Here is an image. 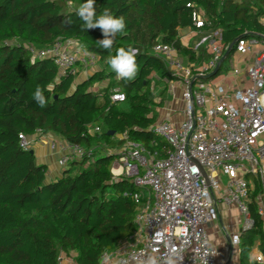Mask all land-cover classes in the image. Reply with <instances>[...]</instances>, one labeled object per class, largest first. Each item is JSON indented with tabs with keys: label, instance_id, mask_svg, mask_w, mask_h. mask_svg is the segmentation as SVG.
Masks as SVG:
<instances>
[{
	"label": "trees",
	"instance_id": "obj_1",
	"mask_svg": "<svg viewBox=\"0 0 264 264\" xmlns=\"http://www.w3.org/2000/svg\"><path fill=\"white\" fill-rule=\"evenodd\" d=\"M194 7L207 21L204 37L222 30L226 46L245 31L264 35V0H95L96 18L107 10L125 24L105 49L99 44L105 39L102 29L84 27L66 0H0V264H61V255L72 253L73 264H100L105 253L135 236L138 205L132 196L141 189L126 178L113 179L116 156L106 146H122L116 135L126 132L151 153L153 142L164 145L150 130L162 105L152 75L180 78L152 49L158 43L173 45L179 55L195 61V47L178 39L179 30L194 29ZM59 39L79 42L107 66L119 49H135L136 75L117 80L115 71L101 70L80 83L76 74L58 79L55 64L33 60L25 46L46 48ZM209 58L203 50L198 59ZM108 78L106 88L92 90ZM37 87L47 101L44 107L34 99ZM115 91L124 93L123 103L111 102ZM38 130L81 145L90 155L47 182L48 167L37 163L32 149L20 147V134L31 137ZM248 182L253 224L239 234V264H257L251 257L257 245L264 253V218L256 201L264 189L254 177Z\"/></svg>",
	"mask_w": 264,
	"mask_h": 264
},
{
	"label": "built area",
	"instance_id": "obj_2",
	"mask_svg": "<svg viewBox=\"0 0 264 264\" xmlns=\"http://www.w3.org/2000/svg\"><path fill=\"white\" fill-rule=\"evenodd\" d=\"M200 13L194 7L196 31L207 24ZM260 23L264 26V16ZM204 44L210 58L200 68L184 63L173 45L158 43L152 49L167 70L183 82L184 119L179 124L161 121L151 127L164 142L162 147L153 142V153L130 139L127 132L120 136L122 146L109 153L116 156L111 166L113 179L126 178L141 192L132 196L138 210L137 232L128 241L130 245L119 252L105 253L100 264L111 258L116 264H217L208 225L218 218L219 202L239 210L244 218L242 230L253 224L248 177L256 178L264 189V35L245 31L226 46L222 30H217L202 40ZM25 48L33 60H51L58 68V79L76 74L77 67H93L99 61L74 40L59 39L41 49L31 45ZM232 50V54L251 58L244 69L249 85L236 89L205 82L220 70ZM231 72L237 78L242 70L231 66ZM125 99L119 91L110 96L112 103L121 104ZM94 131L99 132V128ZM31 137L37 141L46 136L38 130ZM31 137L19 135L22 149L32 148ZM50 144L54 149L57 146L55 141ZM60 152L62 168L90 155L83 146L68 143L60 147ZM222 175L228 178L224 186ZM256 201L264 218V194H259ZM231 243L238 246L239 235L233 236ZM254 261L264 264V254L259 253Z\"/></svg>",
	"mask_w": 264,
	"mask_h": 264
},
{
	"label": "crops",
	"instance_id": "obj_3",
	"mask_svg": "<svg viewBox=\"0 0 264 264\" xmlns=\"http://www.w3.org/2000/svg\"><path fill=\"white\" fill-rule=\"evenodd\" d=\"M195 34H197L198 38H195ZM206 37V36H205ZM203 31H196L192 28L181 29L178 32V39L180 42L190 48V47H197L200 44L202 45V40L205 38ZM191 39H193L191 41ZM206 51V54H209L206 46H200V48L196 51V60H190L188 57H179L183 60L184 63L190 62L192 65H195L196 68H200L206 61L203 60L202 62L199 61V57L201 56V51ZM251 58L249 55H240V54H232L230 58L226 59L223 62L222 67L219 70V73L212 76L211 79L208 81L211 84H221L224 83L227 86L232 88H244L249 85V82L244 74V69L246 66L247 61ZM99 62V61H98ZM97 62V63H98ZM229 64V68H225V64ZM97 64L93 67H77V77L79 75L84 76L81 81L87 79L91 75L101 70H97L95 72L88 73L87 69L95 68ZM231 66H236L240 70H242L240 76L237 78L232 75ZM107 73V72H106ZM214 77V78H213ZM120 77L117 76V80ZM77 79V78H76ZM152 80L155 83V98L157 102H161L162 105L156 108V113L158 115L157 122L161 121H170L175 124H179L184 119V102H183V91L184 85L181 80L176 81H169L167 79H162L160 74H153ZM106 83V87L110 83V79H106L101 83H97L94 87L98 84ZM92 88L94 92L97 90ZM101 90V89H100ZM99 91V90H98ZM121 135H116V139L120 141ZM46 137H53V140L47 141L45 140ZM44 139L35 141V137H31L30 140L33 141V152L35 154L36 160L38 164L46 165L48 167V182H54L59 179L63 173L64 168L61 167L59 163L60 156L62 153L60 152V147H64L67 143L54 135H46ZM35 141V142H34ZM42 141V142H41ZM55 141L57 143L56 148H52L50 142ZM47 143L49 146H46ZM121 147V146H120ZM119 147V148H120ZM119 148H109L106 146L108 153L117 151ZM223 184V183H222ZM224 186V185H223ZM219 215L218 218L208 225V233L211 238L212 247L217 252V264H239V252L238 246H234L231 243V239L235 235H239L242 227L244 225V218L240 214L239 210L235 207H226L223 203L219 202L218 205ZM126 242V241H124ZM122 242L120 245H122ZM263 253L257 245L253 252H252V260L259 254ZM111 254V253H110ZM264 254V253H263ZM61 264H73L70 260L66 259L65 261L61 259ZM105 264H116V261L111 258Z\"/></svg>",
	"mask_w": 264,
	"mask_h": 264
},
{
	"label": "clouds",
	"instance_id": "obj_4",
	"mask_svg": "<svg viewBox=\"0 0 264 264\" xmlns=\"http://www.w3.org/2000/svg\"><path fill=\"white\" fill-rule=\"evenodd\" d=\"M71 5V0H69ZM84 23V27L87 29L100 28L102 29L105 39L99 42L100 46L105 49H110L113 44V37L121 32L125 28L123 18H113L107 10L96 18L95 13V0H87L79 6L76 13ZM136 50L129 48L125 51L123 48L119 49L117 55L111 57L108 61L111 69H113L118 77H123L128 80L134 79L137 72V65L135 62ZM53 86L49 85L48 88L51 90ZM34 99L38 102L41 107L46 104V99L43 95V91L37 87L34 93Z\"/></svg>",
	"mask_w": 264,
	"mask_h": 264
},
{
	"label": "rangeland",
	"instance_id": "obj_5",
	"mask_svg": "<svg viewBox=\"0 0 264 264\" xmlns=\"http://www.w3.org/2000/svg\"><path fill=\"white\" fill-rule=\"evenodd\" d=\"M67 1V4H68V7H69V9H71V10H74V9H78L79 8V6L80 5H82L83 3H82V1L81 0H71V5H69V0H66ZM195 38L197 39L198 38V36H197V34H195ZM193 39H191V41H192ZM202 46H206L205 44L204 45H202ZM229 68V64L228 63H226L225 64V68ZM101 69H105V71L107 72V73H109V72H113L114 70L113 69H111V67H110V65L109 66H107L106 65V62H101V61H99L98 63H97V66L95 67V68H90V69H87L88 71V73H90V72H95V71H97V70H101ZM84 76H80L79 75V77H77V79H76V83L77 82H79L80 80H82V78H83ZM104 88H106V83H103V84H98V85H96L95 87H94V89L95 90H100V89H104ZM96 129V128H95ZM44 139V138H43ZM45 140L47 141V143H48V141H50V140H53V137H46L45 138ZM42 142V141H41ZM45 144L46 146H49L48 144ZM32 150H34L33 149V147L31 148ZM222 183H223V185H225L227 182H228V178L224 175H222ZM49 180H48V178H47V182H48ZM130 245V242H124L122 245H120V247L117 249V252H119L120 250H123L124 248L126 249L128 246ZM73 256H75V254H71L70 256H67V255H64V254H62L61 255V257H60V259H62V260H66V259H68V260H70L71 262H72V260H71V258L73 257Z\"/></svg>",
	"mask_w": 264,
	"mask_h": 264
},
{
	"label": "water",
	"instance_id": "obj_6",
	"mask_svg": "<svg viewBox=\"0 0 264 264\" xmlns=\"http://www.w3.org/2000/svg\"><path fill=\"white\" fill-rule=\"evenodd\" d=\"M228 53H229V52H227V54H228ZM217 70H218V69H217ZM217 70H215V71H214V73H216V72H217ZM214 73H213V74H214ZM31 153H32V154L34 153V152H33V150L31 151Z\"/></svg>",
	"mask_w": 264,
	"mask_h": 264
}]
</instances>
